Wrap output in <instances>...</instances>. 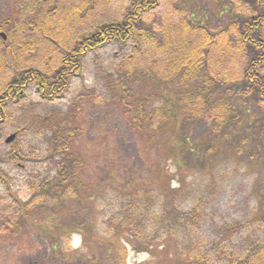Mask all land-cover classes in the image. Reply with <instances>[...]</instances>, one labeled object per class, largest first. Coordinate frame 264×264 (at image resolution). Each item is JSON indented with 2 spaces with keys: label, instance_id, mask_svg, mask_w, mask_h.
<instances>
[{
  "label": "trees",
  "instance_id": "16d2710c",
  "mask_svg": "<svg viewBox=\"0 0 264 264\" xmlns=\"http://www.w3.org/2000/svg\"><path fill=\"white\" fill-rule=\"evenodd\" d=\"M91 2L34 0L27 9L24 0L16 2L14 15L8 18V29L11 27L17 32L10 29L13 36L9 45L0 40V127L10 116V108L26 98L30 89L47 102L62 99L74 78L82 75L83 59L116 44L132 50L125 62L133 64V68L121 81L119 104L130 118L131 130L141 139L151 143L170 133L175 140L171 154L192 155L194 160L209 155L215 167L226 158L241 159L245 146L250 144V161L264 165V115L255 121L250 119L253 107L264 111V0H231L229 3L218 0L219 5L226 2L219 6L228 19L223 28H211L194 16L174 19L159 40L148 31L145 17L160 0H131L121 16L94 22L92 30L78 32L77 27L90 23L87 21H90ZM31 14L34 19L30 18ZM180 15L184 17L182 12ZM23 54H29L28 61ZM143 58L147 60L141 69L139 61ZM16 76L21 81L23 78L30 81L29 89L20 98L7 91ZM59 115L47 120L43 128L47 132V149L42 152L44 161L39 157L38 161L45 162L46 172L29 183L30 197L26 201L15 199L21 206L19 216L28 226L46 212V202L70 196L73 200L87 191L79 180L85 159L75 150L80 129L74 110ZM244 116L248 120L242 126ZM203 123L210 126L212 136L194 144L186 132ZM13 149L6 155L0 153V163L2 156H7L12 164L20 158L35 157L34 151L28 154ZM0 183L14 196L11 179L1 167ZM202 202L192 205L188 211L175 207L173 213L171 209L158 212L151 220L152 226L146 220L144 208L129 202L121 213L110 219L108 233L145 251L154 247L161 236L177 242L179 230L202 229ZM261 204L256 216L261 214L262 217L264 198ZM54 212L57 215V210ZM260 221L264 228V219ZM53 225L57 232L54 234L57 245H52L55 252H60L56 250L60 243L58 235L76 236L82 229L74 227L68 233L70 225ZM248 225L243 222L226 225L222 231L228 237L218 249L190 246L179 257V263L264 264V237L251 241L247 248L232 246ZM262 232L264 235V230ZM214 237L211 234L202 240L210 238L211 244H215ZM122 247L126 251V245L122 243ZM117 264H122V258Z\"/></svg>",
  "mask_w": 264,
  "mask_h": 264
},
{
  "label": "rangeland",
  "instance_id": "374dc122",
  "mask_svg": "<svg viewBox=\"0 0 264 264\" xmlns=\"http://www.w3.org/2000/svg\"><path fill=\"white\" fill-rule=\"evenodd\" d=\"M18 1L0 0V29L7 28L3 24L14 15ZM32 1L26 0L27 7L30 8ZM91 1L88 13L90 21H87L90 23L88 27L75 26L78 32L92 30L94 22L121 16L131 2ZM216 1L160 0L146 15L145 24L157 40L174 19L194 16V19L204 21L211 28L221 29L228 19L220 10L221 4ZM224 4L226 2H222ZM30 18L35 17L31 14ZM131 52L129 47L111 44L97 53H90L83 59L82 75L74 78L62 99L47 102L30 89L26 98L10 108V116L0 127V153L6 155L12 152L14 145L5 144V140L21 131L18 145L13 150L28 154L34 151L35 157L26 156V159L20 158L13 164L7 156L1 157L0 167L11 179L14 196L0 183V264H117L120 258L122 264H180L179 257L190 246L218 249L223 239L228 237L222 230L229 224H249L247 229L244 227L237 234L232 243L234 249L241 246L247 248L251 241L264 237L263 222L260 221L264 219V214L262 217L261 214L256 216L264 198V165L250 161V144L245 146L241 159L235 156L226 158L215 167L210 163L209 155L194 160L192 155H185L186 159L182 155L183 159L178 154H171L175 140L170 133L150 143L131 130L130 118L119 104L121 81L126 72L133 68V64L125 62ZM146 60L143 58L139 61L141 69ZM70 110H74L80 129L75 150L85 159L79 180L86 185L87 191L73 200L70 196L46 202V212H49L35 218L28 226L19 216L21 206L15 199L26 201L30 197L29 183L46 172L42 152L47 149V132L43 129L47 120ZM263 115L264 111L255 106L250 119L255 121ZM247 120V117H242L241 125L244 126ZM186 133L194 144L212 136L210 126L205 123L191 130L189 128ZM38 157L43 161H38ZM18 163L24 168L17 166ZM129 202L144 208L149 226H152L151 220L158 212H169L171 209L173 213L175 207L188 211L192 205L202 202V229H190L189 232L186 227V230L178 231L177 242L161 236L149 251L136 249L128 240L108 233L110 219L121 213L122 207ZM54 210H57V215ZM53 224L59 227L70 225L67 226L68 233L74 227L82 229L76 236L71 233L63 237L58 235L60 243L56 250L60 252H55L52 245H57L54 239L57 232ZM211 234L216 237L215 244H211L210 238L202 240ZM122 243L126 245V251Z\"/></svg>",
  "mask_w": 264,
  "mask_h": 264
},
{
  "label": "flooded vegetation",
  "instance_id": "af4514ba",
  "mask_svg": "<svg viewBox=\"0 0 264 264\" xmlns=\"http://www.w3.org/2000/svg\"><path fill=\"white\" fill-rule=\"evenodd\" d=\"M25 9H27V6L25 7ZM6 25H7L6 22H4L3 26H6ZM1 33H5L7 35V39H4L1 36ZM11 39H12V36L8 32V30L7 29H4V28H1L0 29V40L3 41L5 44H9L10 43L9 41H11ZM19 53L20 52H18V54ZM27 56H29V54H23L22 57L23 58H26ZM27 61H28V59H27ZM29 85H30V81H29L28 78H26V79L23 78V81H21L20 80V77L19 76H16L15 79H13L12 82L9 84V86L7 88V91L9 92V94H12V95L20 98V96H23L25 94L24 92L29 89Z\"/></svg>",
  "mask_w": 264,
  "mask_h": 264
},
{
  "label": "water",
  "instance_id": "95a60500",
  "mask_svg": "<svg viewBox=\"0 0 264 264\" xmlns=\"http://www.w3.org/2000/svg\"><path fill=\"white\" fill-rule=\"evenodd\" d=\"M2 36H3L4 38H6V37H5V34H2ZM15 138H16V135H12V136H10V137L7 139V143H12V142L15 140Z\"/></svg>",
  "mask_w": 264,
  "mask_h": 264
}]
</instances>
